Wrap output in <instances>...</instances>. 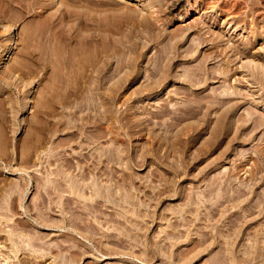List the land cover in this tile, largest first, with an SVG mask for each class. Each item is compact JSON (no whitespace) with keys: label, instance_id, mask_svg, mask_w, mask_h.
Wrapping results in <instances>:
<instances>
[{"label":"rangeland","instance_id":"rangeland-1","mask_svg":"<svg viewBox=\"0 0 264 264\" xmlns=\"http://www.w3.org/2000/svg\"><path fill=\"white\" fill-rule=\"evenodd\" d=\"M143 1L0 0V264H264V0Z\"/></svg>","mask_w":264,"mask_h":264},{"label":"bare ground","instance_id":"bare-ground-1","mask_svg":"<svg viewBox=\"0 0 264 264\" xmlns=\"http://www.w3.org/2000/svg\"><path fill=\"white\" fill-rule=\"evenodd\" d=\"M88 1V3H89V1L90 0H87ZM104 1V0H103ZM120 2H122V1H124V0H119ZM141 1L142 0H129V3H131V2H139V3H141ZM166 2H167V0H165ZM165 1L164 2H160V0H158V2H160L159 4H163V3H165ZM170 1V0H169ZM76 2H77V0H76ZM109 2V1H108ZM115 2V1H114ZM144 2V1H143ZM183 2V0H171L170 1V3H169V6H168V10L169 11H173V10H176L177 8H179V6H182L181 5V3ZM68 3V2H67ZM110 3V2H109ZM112 4H113V2H111ZM116 4L118 3V2H115ZM114 3V5H116ZM147 3V2H146ZM145 2H144V4H142V5H147ZM149 5H147L146 6V10H147V7L148 6H151V5H153V4H155L156 5V0H150L149 2ZM203 5H204V3H205V0H202V2H201ZM73 4V3H72ZM151 4V5H150ZM159 4H157V5H159ZM162 4H161V6H162ZM99 5V4H98ZM105 5H106V2H105ZM157 5H156V8H157ZM199 5V4H198ZM90 6V5H89ZM92 6V5H91ZM101 6V5H100ZM107 6V5H106ZM106 6H104V8L106 7ZM117 6V5H116ZM121 6V5H120ZM161 6L159 5V7L161 8ZM72 7V6H71ZM103 7V6H102ZM111 7V9H115V8H112V6H110ZM152 7V6H151ZM107 8V7H106ZM117 8H118V6H117ZM116 8V9H117ZM137 8V7H136ZM135 8V10H130L131 12H129V13H127V15L128 14H130L131 15V17H130V15H129V17L133 20V19H135V20H133V23L135 24V23H137V22H140V24H141V21L143 22V21H145L144 23H146V20L148 19V17H149V15L152 13L151 11H148L147 10V12H146V10H145V12L144 11H142V9H136ZM160 8H157L159 11L160 10H164V9H160ZM73 9V8H72ZM75 9V8H74ZM83 9V8H82ZM91 9V8H90ZM151 9V8H150ZM156 9V11H158ZM190 9H191V7H190ZM190 9L188 10V11H190ZM77 10H79V9H77ZM81 10V9H80ZM86 10H89V9H86ZM102 10V9H101ZM73 11V10H72ZM111 11V10H110ZM113 11V10H112ZM120 11H122V10H120ZM185 11V15H187L188 13L186 12L187 10H184ZM80 12V11H79ZM83 11H81L80 13H82ZM118 12V11H117ZM167 12V11H166ZM93 13H94V11H93ZM105 13H107V12H105ZM105 13H103V14H105ZM170 13H172V12H170ZM110 14V13H109ZM116 14V13H115ZM118 14V13H117ZM124 14V13H123ZM153 14V13H152ZM78 15H80L79 13H78ZM119 15H120V13H119ZM126 15V16H127ZM98 16V15H97ZM105 16V15H104ZM109 17V16H108ZM113 17H114V15H113ZM129 17H126L127 19L129 18ZM151 17V16H150ZM101 18H103V17H101ZM115 18V17H114ZM117 18V20H118V17H116ZM109 19V18H108ZM112 19V18H111ZM121 19V18H120ZM82 20V19H81ZM101 20V19H100ZM124 20H125V18H124ZM83 21V20H82ZM111 21V20H110ZM134 21H137V22H134ZM150 21V20H149ZM148 21V22H149ZM78 22V21H77ZM104 22V21H103ZM116 22V21H115ZM122 22V21H121ZM45 23V22H44ZM83 23V22H82ZM102 23V22H101ZM105 23V22H104ZM108 23V22H107ZM110 23H112V22H110ZM119 23V22H118ZM128 23V22H127ZM143 23V24H144ZM42 24H43V22H42ZM85 24H87V23H85ZM89 25H91L90 23H88ZM123 24H125V23H123ZM122 24V25H123ZM129 24V23H128ZM139 24V23H138ZM148 23H146V25H147ZM45 25V24H44ZM80 25V24H79ZM103 25V24H102ZM118 25V24H117ZM142 25V24H141ZM150 25V24H149ZM148 25V26H149ZM152 25V24H151ZM45 27V26H44ZM145 27V26H144ZM152 27V26H151ZM151 27H149L150 29H151ZM79 28V27H78ZM145 28H148V27H145ZM153 28V27H152ZM128 29V28H127ZM119 30V29H118ZM133 30V29H132ZM254 32V31H253ZM259 33V32H258ZM256 34V33H255ZM260 34V33H259ZM256 36V35H255ZM259 36V35H258ZM91 37H92V35H91ZM99 37V36H98ZM57 38V37H56ZM61 38V37H60ZM79 38V37H78ZM104 38V37H103ZM80 39V38H79ZM84 39V38H83ZM106 39H107V37H106ZM61 40V39H60ZM78 40V39H77ZM76 40V41H77ZM89 40V39H88ZM100 40V39H99ZM98 40V41H99ZM75 41V42H76ZM81 41H83V40H80L79 42H81ZM87 41V40H86ZM90 41V40H89ZM103 41V40H102ZM105 41V40H104ZM249 41V40H248ZM99 43V42H98ZM108 43V42H107ZM80 44V43H79ZM86 44H87V42H86ZM101 44V43H100ZM100 44H98L99 46H100ZM245 44H247V43H245ZM78 45V44H77ZM88 45V44H87ZM97 45V44H96ZM97 45V46H98ZM107 45V44H106ZM243 45V44H242ZM92 46V45H91ZM104 46V45H103ZM244 47L245 46H247V45H243ZM106 47V46H105ZM113 47V46H112ZM131 47V46H130ZM80 48V47H79ZM102 47H100V49H101ZM115 48H116V46H115ZM78 49V48H77ZM95 49V48H94ZM103 49H105L104 47H103ZM99 50V49H98ZM105 50H107V48L105 49ZM113 50V49H112ZM110 51V50H109ZM108 51V52H109ZM242 52V51H241ZM105 53V52H104ZM75 54H77L76 52H75ZM96 55H97V53H96ZM104 55V54H103ZM71 60V59H70ZM79 60V59H78ZM69 63V62H68ZM92 63V62H91ZM71 64V63H70ZM69 65V64H68ZM73 66V65H72ZM71 66V67H72Z\"/></svg>","mask_w":264,"mask_h":264}]
</instances>
